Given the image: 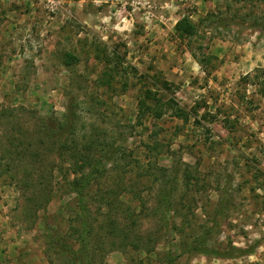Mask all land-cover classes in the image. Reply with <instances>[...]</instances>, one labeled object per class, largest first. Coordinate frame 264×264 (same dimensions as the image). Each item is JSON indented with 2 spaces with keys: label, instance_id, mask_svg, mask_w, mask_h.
Listing matches in <instances>:
<instances>
[{
  "label": "rangeland",
  "instance_id": "rangeland-1",
  "mask_svg": "<svg viewBox=\"0 0 264 264\" xmlns=\"http://www.w3.org/2000/svg\"><path fill=\"white\" fill-rule=\"evenodd\" d=\"M263 20L264 0H0V264H73L49 229L77 251L84 232L88 264H264V32L244 28ZM73 99L70 140L112 157L82 205L45 132ZM205 233L252 252L174 258Z\"/></svg>",
  "mask_w": 264,
  "mask_h": 264
},
{
  "label": "trees",
  "instance_id": "trees-1",
  "mask_svg": "<svg viewBox=\"0 0 264 264\" xmlns=\"http://www.w3.org/2000/svg\"><path fill=\"white\" fill-rule=\"evenodd\" d=\"M245 22H234L235 25L239 26L240 32L243 30ZM257 23V22H256ZM232 25L233 23L230 21L226 22V25ZM221 26V25H220ZM219 27V24L216 25L214 28ZM254 28L260 30V32H264V20L253 25H246L244 28ZM229 28V27H228ZM177 35L181 38L192 37L198 32V26L193 22V20L188 16H183L175 26ZM64 56V63L66 65H70L73 62L77 61L78 58L72 52H65ZM207 60L210 62L211 58L208 57ZM115 70V68H114ZM119 72V71H118ZM264 72V70H263ZM111 75V74H110ZM113 78V77H112ZM112 78L107 79V83L110 82ZM127 85V82L125 83ZM145 99L141 101V105L145 107L144 111H148L151 109L154 113H160L159 110H162V101L158 99L151 93V89L145 93ZM154 101L153 103H151ZM150 102V103H149ZM80 120V116L77 111V103L75 99H73L67 106L66 112L61 118L54 119V125L47 128L45 130L47 139L52 141L54 145L55 154L58 157L59 165H54V168H57L61 174H63V166L64 160L66 157H70L71 164L66 173L62 175L65 178L66 186L69 187L72 193L76 194L78 205L84 204L83 200L85 198L86 189L91 184L92 180L95 178V174H100L104 169V165L107 164L112 157L110 156L111 153L108 151L102 150L99 157L95 156V153L91 152L92 148H96L98 150V146H101V143L95 139H89L85 142H75L70 140L72 135L75 134L77 130V123ZM86 137V136H84ZM87 139V137H86ZM68 153V154H67ZM90 168L88 172L87 170ZM164 170V169H161ZM67 171L70 173L75 174V177L72 180L68 179ZM79 174V175H78ZM175 178V177H174ZM172 183L173 179L167 180V188H164L162 192V196L160 199H163L164 202L170 206L171 203V191H172ZM172 187V188H171ZM85 223V222H84ZM84 227L85 224H83ZM82 225V226H83ZM86 231V228H85ZM110 234L119 236L124 240L126 243L128 242L129 238L131 237L130 230L127 226L121 227L116 222L112 224V227L108 231ZM84 232H81V238L79 239L80 250H74L69 247L67 244L61 242L60 238L56 237L52 230H47L46 235L44 238L49 243L50 247L55 246L60 251H63L65 254H69L73 259V264H88L85 260V248L84 243L86 241L85 236L83 235ZM207 233L203 236L199 237V239L194 240L189 246L186 251H182L180 254L176 255L174 258L178 259L181 254L185 252H189L191 254H201L206 257H214V258H222V259H233L238 256L250 254L252 250L242 249L240 247L229 246H210L208 243V239L206 238ZM141 237L135 238L134 241L132 240L133 247L136 248H146L150 249V236L147 235L141 241H139ZM61 244V245H60ZM82 255V256H81ZM174 258L170 259V261H174Z\"/></svg>",
  "mask_w": 264,
  "mask_h": 264
}]
</instances>
